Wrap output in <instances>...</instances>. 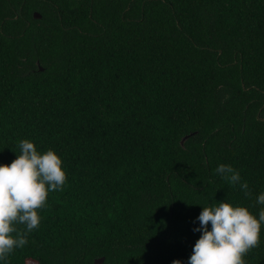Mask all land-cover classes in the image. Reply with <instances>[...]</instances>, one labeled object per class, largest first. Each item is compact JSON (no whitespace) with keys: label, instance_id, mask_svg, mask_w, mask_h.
Masks as SVG:
<instances>
[{"label":"trees","instance_id":"1","mask_svg":"<svg viewBox=\"0 0 264 264\" xmlns=\"http://www.w3.org/2000/svg\"><path fill=\"white\" fill-rule=\"evenodd\" d=\"M22 139L66 180L7 264H187L200 206L264 207V0H0V164Z\"/></svg>","mask_w":264,"mask_h":264},{"label":"clouds","instance_id":"2","mask_svg":"<svg viewBox=\"0 0 264 264\" xmlns=\"http://www.w3.org/2000/svg\"><path fill=\"white\" fill-rule=\"evenodd\" d=\"M18 147L19 155L10 164H0V264H7V257L27 243V234L39 227L38 210L45 206L50 192L62 190L66 180L54 150L40 152L29 139L20 140ZM215 172L229 184L238 185L245 196L250 195L247 182L231 165L219 164ZM256 203L264 205V191L256 196ZM200 207L195 218L198 227L192 229L200 235L187 264H244V255L260 241L264 207L255 216L245 206L225 200ZM17 224L24 226L22 232ZM171 264L182 262L173 260Z\"/></svg>","mask_w":264,"mask_h":264},{"label":"water","instance_id":"3","mask_svg":"<svg viewBox=\"0 0 264 264\" xmlns=\"http://www.w3.org/2000/svg\"><path fill=\"white\" fill-rule=\"evenodd\" d=\"M33 16H34L35 19H40V17H41L40 14H38L37 12H34ZM39 69L42 70L41 67H39ZM257 119H258V120H262V119L259 118L258 116H257ZM191 135H192V134H189V135H187V136H185V137L182 138V140H181V142H180L181 146L184 145V143H185V141L187 140V138H189ZM103 260H104V259L101 257V258H99V259H96V260L94 261V263H95V264H102V263H103Z\"/></svg>","mask_w":264,"mask_h":264}]
</instances>
